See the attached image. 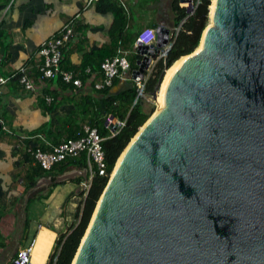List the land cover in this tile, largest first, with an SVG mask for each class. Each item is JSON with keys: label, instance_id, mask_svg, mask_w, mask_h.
Here are the masks:
<instances>
[{"label": "water", "instance_id": "1", "mask_svg": "<svg viewBox=\"0 0 264 264\" xmlns=\"http://www.w3.org/2000/svg\"><path fill=\"white\" fill-rule=\"evenodd\" d=\"M156 31L133 78L168 41ZM196 48L117 158L71 264H264V0H217Z\"/></svg>", "mask_w": 264, "mask_h": 264}, {"label": "crops", "instance_id": "2", "mask_svg": "<svg viewBox=\"0 0 264 264\" xmlns=\"http://www.w3.org/2000/svg\"><path fill=\"white\" fill-rule=\"evenodd\" d=\"M107 1L124 10L119 26L113 25L115 16L105 1L0 0V76L8 78L0 89V264H11L32 239L30 264H48L58 235L66 229V210L73 212L77 206L73 199L78 184L72 179L81 175L34 188L40 179L51 177L39 176L42 170L29 149L48 150L66 138L78 137L84 126L95 122L101 95L95 84L101 79L102 60L123 51L136 69V61L142 58L133 48L138 33L146 27L171 30L177 26L173 0ZM72 18L73 34L62 49L60 69L72 71L80 86L65 83L59 74L42 78V56L37 53ZM23 65L31 90L14 75ZM115 79L110 89L120 85L125 87L122 91L129 88L126 83H133L130 75ZM71 193L75 194L69 197Z\"/></svg>", "mask_w": 264, "mask_h": 264}, {"label": "trees", "instance_id": "3", "mask_svg": "<svg viewBox=\"0 0 264 264\" xmlns=\"http://www.w3.org/2000/svg\"><path fill=\"white\" fill-rule=\"evenodd\" d=\"M100 1H105L109 10L114 14L115 18L113 25L119 26L120 23L122 24L124 20L123 8L115 2L107 0ZM212 4L213 0H200V3L196 6L193 14L186 17L187 13L185 9L180 6L178 0L172 1L171 10L175 17V23L179 24L184 17L186 18L182 23L180 30L173 37L172 46L167 56L156 61L145 85L146 94H150L154 90L155 85L166 66L173 65L181 57H184L183 55L190 54L197 46L196 49L200 47L202 40L201 34L203 36L202 31L205 27L207 28L210 26L209 12ZM130 64L131 68L136 67L133 64V60ZM58 78L62 80L60 74L58 75ZM115 83H117V79L113 81L112 85ZM110 87L98 90V93L101 95L97 102L98 112H94V116L96 118L99 117V119L96 121V118H94L93 120L95 122L90 123V127H96L99 135L103 137L102 148L104 151L105 163L104 173L101 175L98 173L97 169H93L94 173L91 177L88 189L76 191V194L79 195L81 199L73 213L74 222L66 227L64 232L58 235L55 250L49 259V264H71L96 202L108 181L117 158L133 135L137 132L138 128L152 113V110L150 112L145 110L144 102L142 103L139 101L136 104H133L135 96V90L133 87L122 90L116 95L106 96ZM110 115L117 120L124 122L123 125L113 134L104 125L106 118ZM37 167L42 170L39 176L46 175L53 179L57 175L68 171L70 168L86 169V156L82 153L77 158L66 159L54 164L49 170H43L39 165H37ZM72 181L79 185L82 181V176L73 178ZM34 184L35 181L30 183V186H33ZM56 184L57 183L52 182L50 185L55 186ZM73 194L75 193H71L69 197ZM27 220L28 219H25L24 227H27Z\"/></svg>", "mask_w": 264, "mask_h": 264}, {"label": "built area", "instance_id": "4", "mask_svg": "<svg viewBox=\"0 0 264 264\" xmlns=\"http://www.w3.org/2000/svg\"><path fill=\"white\" fill-rule=\"evenodd\" d=\"M180 6L186 11V17L193 14L196 6L200 3V0H178ZM183 2V4H181ZM184 17L177 26L172 28L168 33V41L157 49L156 56L152 59L144 70L143 75L139 78H133L132 68L129 60L126 57L125 52L119 51L118 54L110 57H106L100 64L101 79L95 84L96 89H103L110 87L113 81L117 77H123L124 75L131 76L133 78L132 87L135 90V96L133 104L145 99V85L147 79L154 68L157 60L165 58L172 46L173 37L180 30ZM74 18L70 19L57 34L52 35L45 40L39 47L37 53L42 56V64L40 66V73L42 78L52 79L56 75L60 74L62 80L65 83L72 84L74 86H80V79L74 78L72 71H61L62 49L64 45L71 39L73 34ZM156 28L146 27L142 29L134 42V51L140 45L155 44L157 41ZM137 69V68H136ZM18 77L19 82L28 90L33 89V84L29 80L27 75V66H21L15 74ZM8 78L0 76V89L3 84L6 83ZM121 122L113 116H108L105 120V127L113 134L117 129L123 125ZM115 128L112 132L111 129ZM1 129V124H0ZM103 137L99 135L96 127L84 126L83 132L76 138H66L57 144H54L48 150H44L40 147L35 149H29V153L34 159V162L38 164L43 170H49L54 164L64 161L66 159L77 158L80 154L84 153L86 156L88 173L87 179H83L79 185L81 190H87L90 185L91 177L94 173L93 169H97L99 174H103L105 170L104 163V151L102 148ZM34 239L27 243L24 247L20 248L16 255L11 260V264H30L31 253L34 247Z\"/></svg>", "mask_w": 264, "mask_h": 264}, {"label": "bare ground", "instance_id": "5", "mask_svg": "<svg viewBox=\"0 0 264 264\" xmlns=\"http://www.w3.org/2000/svg\"><path fill=\"white\" fill-rule=\"evenodd\" d=\"M216 2H217V0H213V4L210 7V12H209V14H210V21H211L210 26L214 25V22H215V17H216ZM210 26H208L205 29V31L203 32V36H202V40H201V45H200V47L198 49L195 50V52H197L198 50H200L202 48L205 34H206V32H207V30H208V28ZM186 57H188V56L181 57L177 62H175L171 67H169L165 71V74L163 76L162 83H161V86H160V89H159V92H158V96L156 98V106H157L156 109H159L162 106V104H163L165 87H166V85L168 83L169 77H171L172 74L175 72V70H177L179 68V66L181 65V63L183 62V60Z\"/></svg>", "mask_w": 264, "mask_h": 264}, {"label": "rangeland", "instance_id": "6", "mask_svg": "<svg viewBox=\"0 0 264 264\" xmlns=\"http://www.w3.org/2000/svg\"><path fill=\"white\" fill-rule=\"evenodd\" d=\"M210 24H211V21H210V16H209V25H210ZM144 103H145V110H146L147 112H150L151 110H152V112H154V110L157 108L156 104H152V102L149 101V100H145V99H144ZM151 114H152V113H151ZM151 114H150V115H151ZM77 191H81V185H78ZM80 199H81L80 196L77 195V197L74 198L73 200L78 204L79 201H80ZM73 213H74V211L71 212V211L66 210V215L68 216V219L66 220V222H65L66 225H64V227H68V226H70L71 223L74 222ZM64 231H65V230H64ZM64 231H62V232H64ZM62 232H61V233H62Z\"/></svg>", "mask_w": 264, "mask_h": 264}]
</instances>
